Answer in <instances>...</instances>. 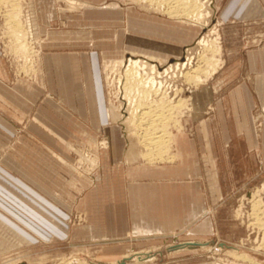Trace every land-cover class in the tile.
<instances>
[{
  "label": "rangeland",
  "instance_id": "1",
  "mask_svg": "<svg viewBox=\"0 0 264 264\" xmlns=\"http://www.w3.org/2000/svg\"><path fill=\"white\" fill-rule=\"evenodd\" d=\"M210 1L209 27L201 31L171 19L166 6L152 7L144 0H46L42 3L43 15H31L40 27L36 37L29 30L28 0L21 2L19 34L8 25L11 7L0 2L1 59L10 86L21 81L40 87V77L35 75L36 62L45 54L93 55L98 60L99 105L104 111L109 110V118L92 140L38 142L29 134L30 118L12 123L13 133L4 129L0 167L4 157L15 153L26 158L40 148L54 158L59 157L64 169L67 168L59 169L63 179L57 183L62 189L59 192L62 200L68 203V208H61L67 216L68 232L65 238L49 239L32 229L43 240L24 242L1 254L0 264H117V261L119 264H264V110L257 94L264 87L255 79L249 58L250 53L263 48L264 16H233L234 0ZM225 10L229 12L227 17L222 15ZM203 39H217L223 66L199 85L188 82L182 75L181 72H190V67L164 82L157 79L156 82H162V88L156 85L160 95L168 93L170 98H175L174 104L187 101L168 127L172 139L177 134H183L186 139L180 145L182 161L175 162L174 156L175 159L167 157L153 163L143 157L147 151L140 144V135L129 133L126 121L131 106L122 99L124 79L118 82L124 77L123 61L143 60L141 56H145V61L153 65L160 62L164 69L168 64H186L190 57L195 58V66L197 56L204 53L202 46H198ZM18 45H26V49L16 53ZM245 86L255 100L251 124L258 144L250 150L248 144L235 139L225 148L224 138L238 134L234 108L240 121L247 116ZM48 96V92H42L35 103L44 105ZM232 101L238 103L234 105ZM111 132L117 137L122 135V140L116 136L113 140ZM203 135L208 136L217 161L220 157L224 159L226 153L228 156V161L220 160L216 167V188L220 187V192L211 188V169L205 166L202 157ZM176 149L172 145L169 156L176 154ZM151 185L158 187L157 202L151 201L155 200L154 196L151 199L145 196ZM0 186L4 189H0V198L25 199L5 181L0 180ZM144 205L146 209L150 206L149 211L157 210L158 215L138 214L139 206L143 209ZM153 217L161 219L163 231L133 232L134 220L141 219L140 226L146 228L155 225L149 223L155 220ZM153 228L161 229L154 226L149 230ZM93 230L125 235L93 240ZM186 242H207L209 246L192 248ZM181 245L182 251L173 249Z\"/></svg>",
  "mask_w": 264,
  "mask_h": 264
},
{
  "label": "crops",
  "instance_id": "2",
  "mask_svg": "<svg viewBox=\"0 0 264 264\" xmlns=\"http://www.w3.org/2000/svg\"><path fill=\"white\" fill-rule=\"evenodd\" d=\"M45 1L28 0L26 12L29 30L31 35L33 33L34 37L40 31V27L36 24V20L33 21L31 19V15H43L42 3ZM234 1L235 9L231 12L233 16L241 18L264 16V0ZM222 15L223 17L229 16L228 10L223 11ZM182 50L180 51L181 53ZM249 58L252 73L256 77L255 79L259 81L260 87H264V45L262 49L250 53ZM35 75L40 77L41 84L39 86L41 85L40 87L43 89L31 87L30 83H23L21 81L10 86L8 83L10 77L3 65L0 49V152L3 148L4 129L7 128V131L13 133L12 123H22L27 118H30L28 121L29 134L33 139H37L38 142L60 144L69 143L70 138L94 139V134L99 132L102 123L109 118V110L104 111L99 105L98 60L93 55L82 56L71 53H48L43 55L42 59L40 57L37 60ZM243 91L247 104V116L240 121L238 113L234 108L238 134L235 137L228 135L224 138L225 148L232 144L235 139L248 144L250 150L257 147L258 144L251 124V111L255 100L246 86L243 88ZM42 92H48L49 96L45 98V104L40 106L35 101ZM257 94L258 102L264 110V89H258ZM236 103L238 102H233L234 105ZM204 124L202 121L201 125L204 126ZM113 127L118 129V127ZM115 136L117 137L116 134ZM115 136L112 133L110 137L114 140ZM121 136L117 137L119 141L123 138ZM185 139L183 134L174 136L172 145L176 146L177 153L172 154L176 158L175 162L182 161L180 145L185 143L183 141ZM123 142L126 143L125 140ZM189 142L187 140V143ZM201 142L205 166L207 168L210 167L212 170L209 172L211 176V188L214 192H220V187L216 188V167L219 165L218 161H228L227 153L224 159L220 157L217 161L211 152L208 136L203 135ZM194 143L192 141V144ZM193 147L195 148V144ZM175 162L168 163L172 165ZM59 169H64L61 159L59 157L54 158L40 148L26 158L23 155H16L14 153L12 156L2 159V166L0 167L1 182L5 181L11 188L22 193V197L25 199H16L14 196H11L12 199L7 200L0 198V255L11 249L20 247L24 242L31 244L37 239L43 240L42 237L49 239L66 237L68 232L65 223L67 216L61 208H68V203L62 200L59 193L62 189L58 187L60 185L57 182L63 179L58 172ZM64 170H67V168ZM0 189L4 191L1 186ZM144 193L145 196H150V199L151 195L154 196L152 199L155 198V200L151 201H158L159 190L156 185H151ZM160 194L162 195V193ZM167 194L171 195L169 192ZM53 200L60 205L51 202ZM149 207L146 209V205H144L142 209V206H139V210L137 211L136 209V211L140 215L148 212L152 214L154 212L155 216L158 215L157 210L149 211ZM194 216L195 212L191 215V218ZM133 222L134 233L163 231V225L159 224L161 223V219L158 220V218L151 222L149 221V223L153 222L155 225L147 226L146 228L140 226V223H142L141 219L134 220ZM154 226L161 227V229L153 228L150 231L149 228ZM32 229L42 237L34 233ZM209 229H211V226H209ZM91 234L93 240H105L125 235L124 233L117 234L114 232L108 235L94 230ZM198 243L204 244L207 242ZM173 249L175 251H182V249H175V247ZM117 264H119V261H117Z\"/></svg>",
  "mask_w": 264,
  "mask_h": 264
},
{
  "label": "bare ground",
  "instance_id": "3",
  "mask_svg": "<svg viewBox=\"0 0 264 264\" xmlns=\"http://www.w3.org/2000/svg\"><path fill=\"white\" fill-rule=\"evenodd\" d=\"M22 1L23 0H0V2L8 4L11 7L7 14L8 25L16 31L14 33L18 34L22 27ZM144 1L146 4L149 3L150 6L152 5V7L156 5L160 8H165L166 6L165 10L170 14L169 16L171 19L180 24L187 25L189 28H199L201 31H204L209 27V21L207 19H210L211 17V10H209L211 4L208 5V3L211 2L210 0ZM70 4L74 3L71 2ZM198 46H202L204 53L197 56L198 62L195 66L193 65V60L195 58L190 57L187 59L186 64H184L185 62L173 65L168 64L164 69L162 68L163 64L160 62L158 65H153L151 62L145 61L144 59L147 60V57L145 56H141L144 57V59L142 58L143 60L139 58H130L123 61L122 68L124 69V77H121L118 82L120 83L124 79L121 86L123 88L122 99L129 102L128 104L131 106L130 117H128L129 119L126 121L129 125V133L140 135V144L144 147L145 151H147L146 154H143V157L148 158L153 163L154 161H164L167 157L169 160L174 158V156H169L173 139L171 133L168 131V127L171 124L172 119L175 121V115L180 112L179 109H181L182 106L186 107L187 104V101L181 100L178 101L177 104H174L173 101L175 98L174 100L170 98L168 93L160 95L161 90L160 88H157L158 86L156 85L159 84L161 87L162 82L160 80H163L164 82L165 79H168L169 77V79H172L177 76L176 72L185 71L188 67H190V72H181L182 75L188 82H193L195 85H199L210 79L223 66L224 62L220 59L221 46L217 42V39L210 41L203 39L199 41ZM21 49L25 50L26 45H18L15 52L17 53ZM187 52H190V50ZM147 75L149 77H146ZM157 79H160L158 80V82L160 81L159 83L156 82ZM141 109H145V111ZM178 117L179 116H177V118ZM185 245L192 248L209 246L208 243L198 244L197 246H194V243H186ZM224 245L225 244L220 246L229 248V246ZM182 247L183 246L181 245L175 247V249H182ZM233 249L235 248L233 247ZM254 264L256 263L254 262Z\"/></svg>",
  "mask_w": 264,
  "mask_h": 264
},
{
  "label": "water",
  "instance_id": "4",
  "mask_svg": "<svg viewBox=\"0 0 264 264\" xmlns=\"http://www.w3.org/2000/svg\"><path fill=\"white\" fill-rule=\"evenodd\" d=\"M198 244H195L194 246H197ZM221 245H223V244H221ZM225 246V245H224Z\"/></svg>",
  "mask_w": 264,
  "mask_h": 264
}]
</instances>
